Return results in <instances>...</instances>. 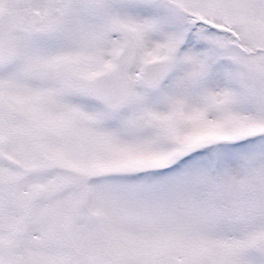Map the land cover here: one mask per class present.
I'll return each mask as SVG.
<instances>
[{
  "label": "snow or ice",
  "instance_id": "6c2138e0",
  "mask_svg": "<svg viewBox=\"0 0 264 264\" xmlns=\"http://www.w3.org/2000/svg\"><path fill=\"white\" fill-rule=\"evenodd\" d=\"M0 264H264V0H0Z\"/></svg>",
  "mask_w": 264,
  "mask_h": 264
}]
</instances>
